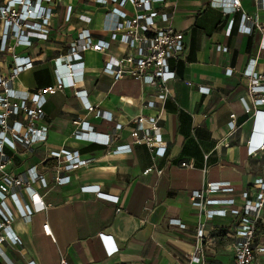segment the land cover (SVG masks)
I'll return each instance as SVG.
<instances>
[{"label":"crops","instance_id":"obj_1","mask_svg":"<svg viewBox=\"0 0 264 264\" xmlns=\"http://www.w3.org/2000/svg\"><path fill=\"white\" fill-rule=\"evenodd\" d=\"M240 1V10L229 15L210 7L209 0H165L161 5V10L172 13V17L168 22L158 20L157 25H170L183 32L185 46L182 58L171 61L175 79L169 83V95L155 109L144 106L156 94L155 86L128 77L115 80L102 72L105 56L119 58L132 50L112 42L104 53L87 50L82 54L81 81L46 95L39 125L47 130V140L29 153L21 148L7 151L10 174L25 177L26 170L35 166L46 178V187L37 182L31 187L49 206L33 213L31 222L23 224L11 202L5 200L14 215L11 229L20 243L0 244V264H59L61 257L70 264H184V254L192 249L197 220L190 192L208 182L229 181L234 193L218 196L240 201L241 191L249 188L257 175H264V151L255 155L247 152L254 115L245 113L241 103V98L248 101L244 70L254 63L255 71L264 72V49L260 47L264 31L254 30L250 35L237 31L241 14L255 11L254 0ZM41 4L52 12L47 39L15 47L17 55L33 61L31 69L14 79L18 90L51 85L55 59L68 55L81 30L88 29L93 40L109 39L105 27L110 20L105 19V13L110 4L94 0H49ZM69 5L72 10L66 20ZM123 10L132 14L129 5ZM258 20L264 23V10L258 11ZM217 46L226 47V51ZM229 68L230 75L226 73ZM0 70L6 74L2 64ZM200 87L208 88L209 93L200 92ZM76 91H83L94 111L84 109V100ZM97 110L111 118L97 116ZM257 110L264 111V105ZM231 113L235 115L232 132L227 125ZM138 114L158 116L162 147L150 150L132 143L130 120ZM76 120L88 121L95 135L110 134L120 123L111 148L130 144V150L123 147L119 153H107L101 145L75 139L72 132ZM221 140L223 145L218 146ZM74 149L96 160L71 172L69 183L56 185L52 180L54 155ZM182 161H191L194 168L181 167ZM149 167L152 170L144 173ZM31 192L23 193L27 202ZM97 192L116 195L118 202L101 199ZM171 219L179 220L185 228L171 225ZM45 223L50 234L42 229ZM225 223L218 218L210 223L214 237L206 249V264H232L229 239L221 231ZM100 233L111 235L117 251L106 255ZM255 242L264 245L261 223ZM221 248L227 250V256L220 253ZM256 262L264 264V253L256 255Z\"/></svg>","mask_w":264,"mask_h":264},{"label":"built area","instance_id":"obj_2","mask_svg":"<svg viewBox=\"0 0 264 264\" xmlns=\"http://www.w3.org/2000/svg\"><path fill=\"white\" fill-rule=\"evenodd\" d=\"M44 1L49 0H0V64L6 69L5 75L0 70V244L20 243L17 233L11 229L14 215L6 208V199L11 202L23 224L31 222L33 213L49 206L31 187L35 182L41 187H46V178L37 173L35 166L26 170L25 177L10 174L7 166L11 159L7 151L15 152L21 148L29 153L36 145L47 140V130L39 125V121L44 117L46 95L75 87L81 81L82 54L87 50L104 53L112 42H118L132 50L119 58L105 56L102 72L115 80L128 77L155 86L156 94L144 103L145 107L155 109L157 104L163 103L168 97L169 83L175 79L171 61L181 59L184 53L183 32L170 25L160 26L156 23L158 20L168 22L172 17V13L161 10L165 0H94L111 5L105 13V19L110 20V24L105 27L109 39L93 40L88 29L81 30L68 55L63 60L55 59L54 81L51 85L33 90L15 89L14 79L33 65L29 56L17 55L14 52L15 47H28L36 39H47V27L52 12L41 4ZM254 4L253 13L241 14L237 23L239 33L250 35L254 30L264 31V23L261 24L258 20V11L264 10V0H254ZM126 5L131 7V15L123 10ZM209 6L229 15L240 10L241 1L209 0ZM71 10L69 5L66 9V20L69 19ZM260 47L264 49V35L261 36ZM217 49L226 51V47L217 46ZM253 66L254 63L252 67L244 70V75L248 78L246 96L249 103L241 98L245 113L254 115V131L247 141L249 155L264 151V111L257 110L258 106L264 105V72L255 71ZM231 71L230 68L226 69L229 75ZM186 84L191 85V82ZM199 91L209 93V89L205 87H200ZM82 92L76 91V95L84 100V109L94 111V107L84 99ZM96 115L105 119L111 118L104 111L97 110ZM234 120L235 115L231 113L227 123L231 132L235 130ZM73 123L76 129L72 136L77 140L101 145L107 153H119L123 147L127 151L130 150V144L111 148L121 129L120 123L114 126L112 133L102 135L91 134L92 126L88 121L76 120ZM130 125L128 134L133 144L145 145L150 150L163 146L159 140L161 128L157 115L138 114L130 120ZM222 145L223 140L218 142V146ZM54 156L56 162L52 167V180L56 185L69 183L71 172L96 160L94 157L81 155L78 149ZM180 166L194 168L191 161H182ZM151 170L152 167H149L144 173ZM203 171H206V168ZM28 189L32 192L27 202L23 199V193ZM232 193L234 187L229 181L208 182L200 189L190 192L189 199L197 210V220L192 249L184 254V264H206V249L212 244L214 237V228L210 223L216 218L226 221L221 231L224 237L229 239L232 264H257L256 255L264 253V245L255 242L259 224L264 225V175H257L250 187L241 191L240 201L233 196H218ZM96 195L113 203L118 202L116 195L103 192H97ZM120 210L119 207L116 208L117 212ZM170 224L180 229L185 228V225L176 219H171ZM42 229L46 234H50L47 223L42 225ZM99 239L106 255L117 251L111 235L100 233ZM27 264L35 263L29 261ZM59 264L70 263L61 257Z\"/></svg>","mask_w":264,"mask_h":264},{"label":"rangeland","instance_id":"obj_3","mask_svg":"<svg viewBox=\"0 0 264 264\" xmlns=\"http://www.w3.org/2000/svg\"><path fill=\"white\" fill-rule=\"evenodd\" d=\"M220 253L223 254V256H227V250L224 248L220 249Z\"/></svg>","mask_w":264,"mask_h":264}]
</instances>
